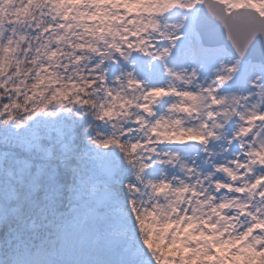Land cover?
<instances>
[{
  "label": "snow or ice",
  "instance_id": "1",
  "mask_svg": "<svg viewBox=\"0 0 264 264\" xmlns=\"http://www.w3.org/2000/svg\"><path fill=\"white\" fill-rule=\"evenodd\" d=\"M0 264H264V0H0Z\"/></svg>",
  "mask_w": 264,
  "mask_h": 264
}]
</instances>
